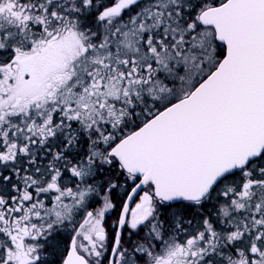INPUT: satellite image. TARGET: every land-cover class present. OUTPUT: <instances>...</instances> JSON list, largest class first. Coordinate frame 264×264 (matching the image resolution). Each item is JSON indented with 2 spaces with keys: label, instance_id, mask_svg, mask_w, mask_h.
<instances>
[{
  "label": "snow or ice",
  "instance_id": "snow-or-ice-1",
  "mask_svg": "<svg viewBox=\"0 0 264 264\" xmlns=\"http://www.w3.org/2000/svg\"><path fill=\"white\" fill-rule=\"evenodd\" d=\"M0 264H264V0H0Z\"/></svg>",
  "mask_w": 264,
  "mask_h": 264
}]
</instances>
